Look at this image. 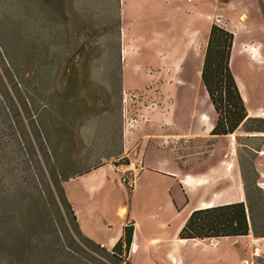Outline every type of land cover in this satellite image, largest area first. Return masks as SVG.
Listing matches in <instances>:
<instances>
[{
	"label": "rangeland",
	"instance_id": "rangeland-1",
	"mask_svg": "<svg viewBox=\"0 0 264 264\" xmlns=\"http://www.w3.org/2000/svg\"><path fill=\"white\" fill-rule=\"evenodd\" d=\"M213 25L234 34L232 71L249 115L264 119V0H0V264L130 263L82 242L57 190L142 130L127 118L144 130L175 119L163 145L186 172L214 152L219 167L233 148L227 168L244 177L264 233V121L209 134L217 114L201 74ZM187 211L169 216L168 238ZM201 243L181 245L187 264H264L253 229Z\"/></svg>",
	"mask_w": 264,
	"mask_h": 264
},
{
	"label": "crops",
	"instance_id": "crops-1",
	"mask_svg": "<svg viewBox=\"0 0 264 264\" xmlns=\"http://www.w3.org/2000/svg\"><path fill=\"white\" fill-rule=\"evenodd\" d=\"M127 71L129 68L124 71L126 87H137L136 79L127 77ZM169 122L175 119L161 118L160 126L152 124L150 130H144L149 122L140 118L138 127L142 130L133 133L131 141H124L117 153L102 157L107 162L77 172L64 182L79 229L88 239L112 250L124 236L125 228L134 226L132 247L136 250L129 255L131 264H187L181 245L193 242L204 246L201 242L205 240L180 239L184 223L168 238L169 216L177 218L188 206V219L193 211L212 201L215 206L247 203L244 177L227 168L233 161L234 149L229 152L230 159L221 158L219 167L216 163L220 157L212 161L214 152L203 164L186 172L163 145V139L169 136L163 126ZM214 125L211 124L209 134ZM118 157L139 164L133 173V188L122 180L126 168L112 162Z\"/></svg>",
	"mask_w": 264,
	"mask_h": 264
},
{
	"label": "trees",
	"instance_id": "trees-1",
	"mask_svg": "<svg viewBox=\"0 0 264 264\" xmlns=\"http://www.w3.org/2000/svg\"><path fill=\"white\" fill-rule=\"evenodd\" d=\"M233 44V33L218 25L212 26L201 77L217 114L216 123L211 131V135L216 137L232 135L248 121H264L262 118H254L249 115L246 102L231 68ZM57 190L66 214L69 217L71 213L72 218L70 219L76 221L75 231L82 242L86 245L100 247L81 233L64 187L57 188ZM257 190L260 193L259 202L264 209V192L259 188ZM246 195L248 203H232L193 211L179 234L180 239L220 240L238 238L250 235L252 229L257 238H263L264 233L259 232L255 227L256 217L247 186ZM134 229L133 225L125 228L124 236L112 249L114 256L122 257L129 253L133 242ZM74 255H76L74 252L70 255L71 260L76 259Z\"/></svg>",
	"mask_w": 264,
	"mask_h": 264
},
{
	"label": "built area",
	"instance_id": "built-area-1",
	"mask_svg": "<svg viewBox=\"0 0 264 264\" xmlns=\"http://www.w3.org/2000/svg\"><path fill=\"white\" fill-rule=\"evenodd\" d=\"M139 119L137 118H127L125 119V127L130 129V128H135L138 125ZM118 163H121L126 168L125 175L123 177V182L128 184L130 188H133L134 185V172L138 170L139 164L131 161H126L125 158L119 159ZM136 247L131 246V249L129 251V255L132 251H135Z\"/></svg>",
	"mask_w": 264,
	"mask_h": 264
},
{
	"label": "bare ground",
	"instance_id": "bare-ground-1",
	"mask_svg": "<svg viewBox=\"0 0 264 264\" xmlns=\"http://www.w3.org/2000/svg\"><path fill=\"white\" fill-rule=\"evenodd\" d=\"M246 18L247 17L243 15V17L241 18V20L242 21H245ZM251 53L253 54L254 58H260L261 57V50H260V48H258L256 46H252L251 47ZM231 67L233 69V63L231 64ZM199 74H201V72H199ZM239 84H240V91L242 93V96L244 97V100L247 103L248 99H247V97L244 94V92H245L244 91V86H243L242 83H239ZM262 186L264 187V184H262ZM212 207H215V201H212L209 205H207V208H212ZM257 252H259V250Z\"/></svg>",
	"mask_w": 264,
	"mask_h": 264
}]
</instances>
